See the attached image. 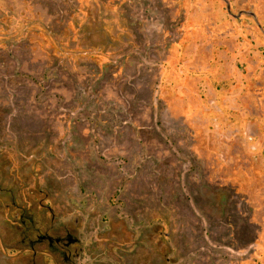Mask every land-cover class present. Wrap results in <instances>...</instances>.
<instances>
[{"label":"rangeland","instance_id":"374dc122","mask_svg":"<svg viewBox=\"0 0 264 264\" xmlns=\"http://www.w3.org/2000/svg\"><path fill=\"white\" fill-rule=\"evenodd\" d=\"M25 183L75 264H264V0H0V264Z\"/></svg>","mask_w":264,"mask_h":264},{"label":"flooded vegetation","instance_id":"af4514ba","mask_svg":"<svg viewBox=\"0 0 264 264\" xmlns=\"http://www.w3.org/2000/svg\"><path fill=\"white\" fill-rule=\"evenodd\" d=\"M27 185L20 189L17 206L19 212L14 214L19 218L15 225L20 233L19 252L33 255L29 260L24 257L23 264H42L36 256L42 251L55 256L61 254L63 264H75L74 259L79 256L82 247L78 245L79 239L76 236L79 220L71 205L59 204L51 191L52 187H48V191L41 186L34 188L36 192H33ZM6 193L10 194L9 189ZM10 207V203H6V219L11 214Z\"/></svg>","mask_w":264,"mask_h":264},{"label":"water","instance_id":"95a60500","mask_svg":"<svg viewBox=\"0 0 264 264\" xmlns=\"http://www.w3.org/2000/svg\"><path fill=\"white\" fill-rule=\"evenodd\" d=\"M227 8H229V5L227 4Z\"/></svg>","mask_w":264,"mask_h":264}]
</instances>
